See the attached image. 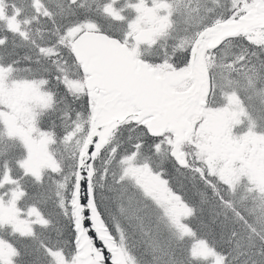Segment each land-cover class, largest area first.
I'll list each match as a JSON object with an SVG mask.
<instances>
[{
  "label": "snow or ice",
  "instance_id": "1",
  "mask_svg": "<svg viewBox=\"0 0 264 264\" xmlns=\"http://www.w3.org/2000/svg\"><path fill=\"white\" fill-rule=\"evenodd\" d=\"M0 264H264V0H0Z\"/></svg>",
  "mask_w": 264,
  "mask_h": 264
}]
</instances>
